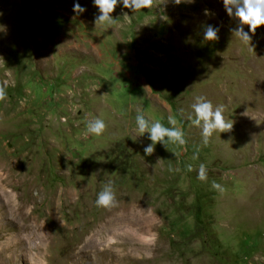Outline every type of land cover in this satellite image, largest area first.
<instances>
[{"label":"rangeland","instance_id":"rangeland-1","mask_svg":"<svg viewBox=\"0 0 264 264\" xmlns=\"http://www.w3.org/2000/svg\"><path fill=\"white\" fill-rule=\"evenodd\" d=\"M161 2L105 28L94 0H0V264H264V25L251 48L223 0ZM199 96L233 123L207 146ZM138 111L187 143L146 156Z\"/></svg>","mask_w":264,"mask_h":264},{"label":"clouds","instance_id":"clouds-1","mask_svg":"<svg viewBox=\"0 0 264 264\" xmlns=\"http://www.w3.org/2000/svg\"><path fill=\"white\" fill-rule=\"evenodd\" d=\"M182 2H192V0H174L176 5ZM118 3H122L125 9L132 12H138L142 9L157 8L162 4L161 0H94V5L99 10V15L95 18L96 26L111 28L115 20L112 13L117 7ZM164 3V2H163ZM224 9L227 15L237 20V27L232 29V33L245 45L251 44L252 37L249 32L245 31V26H248L249 31L254 36L256 30L264 25V0H223ZM73 11L76 14H82L86 11L78 2L74 4ZM205 15H209L208 10H205ZM124 17H129L124 13ZM219 28L213 25H206L204 29L205 41H216ZM251 47V46H250ZM252 48V47H251ZM5 85H0V101H6L7 93ZM194 118H191L192 125L201 128L202 143L207 146L210 138L214 132H229L233 128V123H229L224 119V106L219 105L214 108L211 101L203 96L196 97V102L192 105ZM169 124L173 127H165L159 121L151 122L146 119L143 112L136 115V131L143 136L148 133V139L151 141L143 151L146 156H152L155 153L156 145L161 144L168 149L169 144L185 145L187 143L184 132L176 128L174 125L176 121L170 116L168 118ZM106 129V124L102 119L90 120L87 123V133L95 136H101ZM193 159H198V155H194ZM188 171H192V166L188 165ZM197 179L200 181L207 180V169L204 164H200ZM212 187L218 191H223L220 184L212 183ZM116 196L111 182L106 184L104 188L98 193L95 204L98 208L110 209L116 205Z\"/></svg>","mask_w":264,"mask_h":264}]
</instances>
